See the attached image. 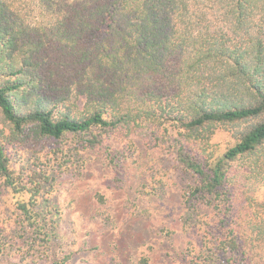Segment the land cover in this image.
Instances as JSON below:
<instances>
[{
    "label": "trees",
    "instance_id": "1",
    "mask_svg": "<svg viewBox=\"0 0 264 264\" xmlns=\"http://www.w3.org/2000/svg\"><path fill=\"white\" fill-rule=\"evenodd\" d=\"M103 132L172 148L197 230L180 264H264V0H0V178L28 194L25 260L9 264L70 254L54 252L57 211L38 201L50 177L16 171L6 146Z\"/></svg>",
    "mask_w": 264,
    "mask_h": 264
},
{
    "label": "rangeland",
    "instance_id": "2",
    "mask_svg": "<svg viewBox=\"0 0 264 264\" xmlns=\"http://www.w3.org/2000/svg\"><path fill=\"white\" fill-rule=\"evenodd\" d=\"M230 140L223 131L213 138L220 151ZM6 152L16 171L41 169L50 177L38 201L57 211L53 247L58 255L70 254L66 264H142L143 257L146 264L183 262L181 253L197 230L184 223L182 192L189 179L167 143L103 132L94 145L69 136L7 145ZM256 196L264 200V187ZM27 198L0 178L3 264L25 260V243L16 231L17 201ZM201 213L210 222L217 219L209 206ZM30 264L49 262L34 256Z\"/></svg>",
    "mask_w": 264,
    "mask_h": 264
}]
</instances>
